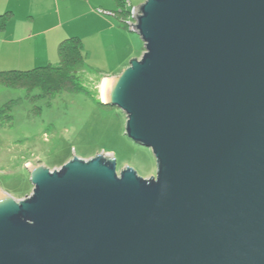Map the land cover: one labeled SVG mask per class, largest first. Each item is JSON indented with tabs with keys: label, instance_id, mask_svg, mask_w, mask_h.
<instances>
[{
	"label": "water",
	"instance_id": "95a60500",
	"mask_svg": "<svg viewBox=\"0 0 264 264\" xmlns=\"http://www.w3.org/2000/svg\"><path fill=\"white\" fill-rule=\"evenodd\" d=\"M144 50L104 103L155 175L112 153L0 186V264H264V0H143ZM102 101V100H101Z\"/></svg>",
	"mask_w": 264,
	"mask_h": 264
},
{
	"label": "rangeland",
	"instance_id": "374dc122",
	"mask_svg": "<svg viewBox=\"0 0 264 264\" xmlns=\"http://www.w3.org/2000/svg\"><path fill=\"white\" fill-rule=\"evenodd\" d=\"M128 33L140 37L126 27ZM142 42V40H141ZM142 44L125 48L85 44L84 67L78 70L85 91L64 90L51 97L40 90L0 84V105L12 100L9 124L0 122V186L16 200L32 191L28 165L59 168L74 154L90 158L103 151L112 153L116 169L133 167L143 177L155 175L156 163L149 147L125 134L126 115L119 107L100 104V85L104 73H119L132 57H139ZM127 65V64H126ZM109 77V76H108ZM107 78V77H105ZM103 102V101H101Z\"/></svg>",
	"mask_w": 264,
	"mask_h": 264
},
{
	"label": "crops",
	"instance_id": "0c3cea01",
	"mask_svg": "<svg viewBox=\"0 0 264 264\" xmlns=\"http://www.w3.org/2000/svg\"><path fill=\"white\" fill-rule=\"evenodd\" d=\"M136 6L143 0H128ZM122 0H0V71L29 70L58 63V44L76 37L97 48L112 44L132 55V45L142 44L122 23ZM144 47L141 46L140 54ZM87 54L88 51L86 50ZM128 63L122 64L127 66ZM117 73H104L111 77Z\"/></svg>",
	"mask_w": 264,
	"mask_h": 264
},
{
	"label": "trees",
	"instance_id": "16d2710c",
	"mask_svg": "<svg viewBox=\"0 0 264 264\" xmlns=\"http://www.w3.org/2000/svg\"><path fill=\"white\" fill-rule=\"evenodd\" d=\"M124 0L121 5L124 6ZM127 9L123 11V16ZM6 13L0 17L6 18ZM122 21V20H121ZM125 26L124 22L122 21ZM126 27V26H125ZM58 63L37 66L29 70L0 71V84L8 87L24 88L28 92L32 89L40 90L41 94L51 97L64 90L85 91L86 88L79 80L78 70L84 67V53L82 45L76 37L64 38L58 44ZM100 104H107L98 100ZM14 104L10 100L0 105V122L9 124L11 115L9 109Z\"/></svg>",
	"mask_w": 264,
	"mask_h": 264
},
{
	"label": "built area",
	"instance_id": "2783aa9c",
	"mask_svg": "<svg viewBox=\"0 0 264 264\" xmlns=\"http://www.w3.org/2000/svg\"><path fill=\"white\" fill-rule=\"evenodd\" d=\"M124 6L126 7L127 9V13L123 16V19L122 21L124 22L125 26L128 28V29H131V25L128 23L131 22L133 23L134 22V16H133V13H134V8L135 6H130L128 7L129 5V1L128 0H124ZM131 27V28H130Z\"/></svg>",
	"mask_w": 264,
	"mask_h": 264
},
{
	"label": "bare ground",
	"instance_id": "6f19581e",
	"mask_svg": "<svg viewBox=\"0 0 264 264\" xmlns=\"http://www.w3.org/2000/svg\"><path fill=\"white\" fill-rule=\"evenodd\" d=\"M105 80L106 78H104L101 82V85H100V91H101V100L102 101H105Z\"/></svg>",
	"mask_w": 264,
	"mask_h": 264
}]
</instances>
